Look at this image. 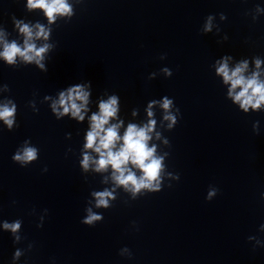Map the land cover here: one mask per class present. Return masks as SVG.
<instances>
[{
	"label": "clouds",
	"instance_id": "9594fccd",
	"mask_svg": "<svg viewBox=\"0 0 264 264\" xmlns=\"http://www.w3.org/2000/svg\"><path fill=\"white\" fill-rule=\"evenodd\" d=\"M27 8L29 10L40 8L43 10L49 23L56 20L57 16H71L72 7L68 0H27ZM259 10V9H258ZM223 18V17H222ZM212 17L207 18L204 26V32L211 31ZM19 32L23 35V46L19 45L15 40L8 42L4 39L5 33L0 31V44L3 50L0 51V58L9 65L16 64L17 57L25 63H36L40 68H44L42 63L44 54L48 51L50 45L44 44L37 47L35 40H47L49 29H46L39 23L30 26L23 21H14ZM35 29V31H34ZM227 39V37H225ZM164 58L163 56L161 57ZM230 56H225L222 60L217 61V75L223 78L228 88V96L234 103L238 104L244 112H248L249 108L260 109L264 105V80H262L260 67L261 60H255L256 71L246 75L248 70V61L244 60L238 63L234 68L229 67L228 61ZM166 75H171V71L167 68L162 69ZM7 88V86H5ZM89 91L84 85H75L69 87L66 91L59 94V99L51 105L52 111L58 117L70 113L71 117L79 121L84 120L83 112L87 110L86 106L89 99ZM47 99V97H46ZM155 103V102H153ZM173 101L165 97L161 103V107L165 110L164 119L168 121V127L172 128L177 123V115H174L170 109ZM152 105L149 104L148 116L149 121L143 126L129 124L123 135L119 134L122 122L110 124V120L115 118L118 112V98L113 95L106 101L99 104V112L93 113L90 117V130L86 134V143L84 148L90 149L98 154V159L93 158L85 151L83 154L82 166L85 170L89 168L90 163L95 165V171H107L112 169L111 179L118 186H123L127 191H131L134 195L142 189L150 192H157L161 187V172L163 170V157L157 156L156 146L149 147V141L152 139L150 133L155 127V120L151 119L153 112ZM62 109V111H61ZM179 109H176L177 114ZM16 104L12 100H6L0 103V120L4 122L9 129L15 123ZM258 133V130H257ZM159 138V133H157ZM167 143V141H165ZM38 149L29 146L25 141V146L16 152L13 160L19 162L21 166H27L30 162L37 160ZM129 164L139 169L142 173L137 176L135 172L129 168ZM47 171L45 167L43 169ZM179 179V176L176 177ZM219 189L209 186L206 200L210 201L218 193ZM97 208H108L109 200L113 199V193L105 189L104 191L93 192ZM88 215L82 220V223L89 226H95L97 221L102 220V216L92 212L91 208L87 209ZM3 228L10 231L14 235V240L18 242L21 237L18 232L21 228V221L16 220L12 223L5 221ZM251 239V238H250ZM31 247V245H29ZM128 252L129 258L132 254L129 249L124 248L121 254ZM21 251L17 250L13 259L21 256Z\"/></svg>",
	"mask_w": 264,
	"mask_h": 264
}]
</instances>
